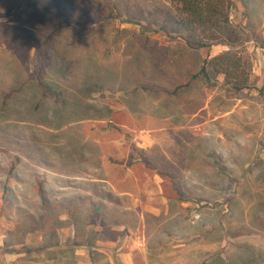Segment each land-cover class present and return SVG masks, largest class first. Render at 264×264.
<instances>
[{
    "label": "rangeland",
    "instance_id": "374dc122",
    "mask_svg": "<svg viewBox=\"0 0 264 264\" xmlns=\"http://www.w3.org/2000/svg\"><path fill=\"white\" fill-rule=\"evenodd\" d=\"M212 1L236 44L191 47L172 0H0V264H264V0ZM225 51L246 89L186 85ZM71 176L161 213L106 227Z\"/></svg>",
    "mask_w": 264,
    "mask_h": 264
},
{
    "label": "trees",
    "instance_id": "16d2710c",
    "mask_svg": "<svg viewBox=\"0 0 264 264\" xmlns=\"http://www.w3.org/2000/svg\"><path fill=\"white\" fill-rule=\"evenodd\" d=\"M172 2L175 5V23L186 33L184 35V40L191 47L209 49L222 41L227 45H233L239 41L240 37L237 29H231V22L228 20L227 10L223 9V4H216L217 2L214 3L212 0H172ZM35 4L43 10L46 9L43 1L36 2ZM22 6L26 7L28 5L22 2ZM107 17L116 18L113 14ZM63 22L66 21H62L61 24L54 29V32L61 28ZM125 22H130V20H125ZM206 29L208 30L206 31ZM239 62L240 61L232 52L225 51L205 61V64L201 66L198 73L192 75L190 81L187 82L186 85H189L191 81L198 76L201 77L207 85H212L211 77L216 74H223L225 76V81L231 78L234 79V81L231 82V89L240 92L248 87V77L244 74ZM210 63L214 65V72L209 71L207 68V65ZM180 87L182 86H178L176 90ZM259 91H261V89ZM40 195L43 200L44 194L42 188H40ZM84 200H86V198H79V202ZM87 200L90 201L91 206L95 208L91 198ZM69 210L70 208H67V211Z\"/></svg>",
    "mask_w": 264,
    "mask_h": 264
},
{
    "label": "crops",
    "instance_id": "0c3cea01",
    "mask_svg": "<svg viewBox=\"0 0 264 264\" xmlns=\"http://www.w3.org/2000/svg\"><path fill=\"white\" fill-rule=\"evenodd\" d=\"M33 107L29 106V110H32ZM28 111L26 112V114H28ZM52 175H59V174H55L52 173ZM62 176V175H61ZM65 177V176H64ZM67 177V176H66ZM157 177V175L154 176V178ZM68 178H72L75 180H83L85 179L86 181H90V182H103V183H107L112 190H107L108 194L106 195V199H102L99 200V198H95L96 195V191H94L93 189H84L82 187H74V186H70L69 190H75V191H79L80 194H78L80 197H84L86 198V200L88 198H91V201H94L92 203H95L99 206H97L96 208L100 210H107L109 211V209L111 210H115L117 213V218L116 221L115 219H108V215L107 214H103V223L106 227H111L114 230H118V231H127L129 233H134L136 235L141 234V232L138 230V228H140L141 224L140 223H145V217H144V211L146 212H151V211H155L153 212V214L155 216H158L161 212L160 210L162 209V205H160V207H153V206H148L146 205L147 203H145L146 206H143L144 201L139 199L137 197V190L138 187L133 189H115V187L110 183L109 179L106 177H93V178H82L80 176H71ZM135 179H140L141 177L137 178L134 176ZM155 183L157 184V186H159L158 180L155 181ZM136 187V185H135ZM103 189V188H102ZM134 190V191H133ZM98 195V194H97ZM99 196V195H98ZM127 201V202H126ZM129 203V204H128ZM128 204V205H126ZM153 205V204H151ZM73 208V207H72ZM71 209V208H70ZM142 211V213L140 211ZM132 211L134 212V216L136 219V225H131L128 222V218L127 215H125V212H129ZM144 226V224H143ZM128 228V229H127ZM143 236V235H142ZM214 247H216V244H214ZM214 256L212 260H216L217 261V254H215L217 251L214 249ZM125 261L127 262V264H133V258L132 255H125ZM123 259V260H124ZM209 259V257H203L201 260H198L197 264H206V261Z\"/></svg>",
    "mask_w": 264,
    "mask_h": 264
}]
</instances>
